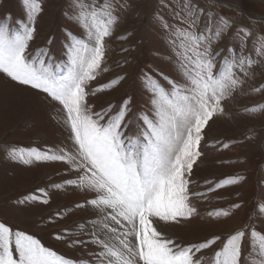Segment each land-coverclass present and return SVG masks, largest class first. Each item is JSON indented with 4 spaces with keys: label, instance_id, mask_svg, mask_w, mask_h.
Here are the masks:
<instances>
[{
    "label": "snow or ice",
    "instance_id": "snow-or-ice-1",
    "mask_svg": "<svg viewBox=\"0 0 264 264\" xmlns=\"http://www.w3.org/2000/svg\"><path fill=\"white\" fill-rule=\"evenodd\" d=\"M214 2L208 0L206 8L198 0H155L154 26L164 37L166 55L176 76L159 70L155 75L144 73L142 87L149 95L150 107L131 118V96L118 108L109 104L94 111L88 103L90 95L124 79L120 76L97 89L90 87L102 71L108 70L102 67L106 39L114 34L130 8L128 0H69L68 18L80 33L66 32V59L61 61L48 48L30 49L37 18L43 11L41 0H23L26 19L16 21V27L11 26L10 15L0 21V74L58 102L72 144L71 151L62 147H12L8 157L25 165L64 162L75 171L74 179L52 187L59 190L73 186L91 194V199L75 207L90 206L97 215L77 224L78 232L58 231L55 239L68 241L70 247L95 246L97 251L90 253L93 259L84 264H264V231L252 223L224 239L212 235L188 244L177 243L154 226V222L161 221H190L198 215L192 203L194 197H206L218 188L246 179L229 177L204 192H192L189 187L193 166L203 155L200 145L209 122L226 114L227 104L244 90L256 68L264 71V34L259 35L251 51L248 40L252 33L247 28L235 31L227 48L215 47L232 30L233 22L215 14ZM253 91L264 92V84ZM244 111L264 112V103ZM37 192L18 203L48 204L47 190ZM231 207L239 209L241 204ZM255 208L259 218L264 219V201ZM209 215L228 217L231 213L218 209ZM70 236L88 238L70 240ZM246 239L248 252L244 250ZM218 242L208 257L200 255ZM0 264L77 261L46 247L34 235L0 221Z\"/></svg>",
    "mask_w": 264,
    "mask_h": 264
},
{
    "label": "rangeland",
    "instance_id": "rangeland-1",
    "mask_svg": "<svg viewBox=\"0 0 264 264\" xmlns=\"http://www.w3.org/2000/svg\"><path fill=\"white\" fill-rule=\"evenodd\" d=\"M198 2L207 8L208 0ZM41 3L43 11L37 18L36 36L30 49L48 48L57 61L65 60L66 32L80 33L68 18L71 15L69 0H41ZM128 3L130 8L122 22L106 39V58L102 67L108 70L102 71L90 87L97 89L120 76L124 79L109 89L90 95L88 103L94 111L109 104L118 108L124 99L131 96V118L150 107L149 95L142 87L143 74L151 72L155 75L159 70L175 78L176 73L166 55L164 37L154 26L155 0H128ZM213 10L217 16L233 22L232 30L215 46L217 49L227 48L233 33L241 28L252 33L248 51L252 50L251 46L259 35L264 34V0H215ZM9 15L13 27L17 26L16 21L26 19L23 0H0V21ZM122 36L128 38L120 39ZM262 84L264 71L256 68L244 90L227 104L226 114L209 122L200 145L203 155L193 166L189 187L192 192H204L229 177L244 176L246 179L218 188L207 193L206 197H194L192 203L197 207L198 215L190 221L154 222L164 236L177 243L188 244L212 235H221L224 239L249 223L264 231V219L259 218L255 208L264 201V112L244 111L246 107L264 103V92L253 91ZM61 108L58 102L51 101L43 93L0 74V221L34 235L46 247L77 261V264H84V261L93 259L90 253L97 251L95 246L70 247L68 241L55 239L58 231L69 229L73 233L78 232L77 224L91 221L97 215L90 206L83 209L75 207L91 199V194L73 186L59 190L52 187L74 179L75 171H70L64 162L37 161L25 165L8 157L12 147H62L71 151L72 144L68 129L62 123ZM226 143L228 148L223 147ZM205 181L212 183L206 184ZM41 188L48 192V204L38 201L18 203L31 194H39L37 190ZM236 203L241 204L239 209L231 207ZM65 209L68 211L62 216L55 215ZM218 209H227L231 215H209ZM90 227L89 224L85 231ZM76 238L88 237H69L70 240ZM218 246L219 242L200 255L208 257ZM244 250H249L247 239Z\"/></svg>",
    "mask_w": 264,
    "mask_h": 264
}]
</instances>
